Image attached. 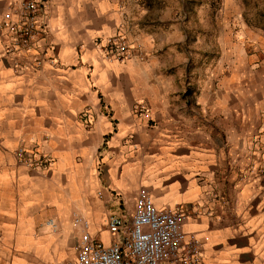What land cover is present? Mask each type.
<instances>
[{"label": "crops", "instance_id": "1", "mask_svg": "<svg viewBox=\"0 0 264 264\" xmlns=\"http://www.w3.org/2000/svg\"><path fill=\"white\" fill-rule=\"evenodd\" d=\"M13 2L0 0V19ZM48 20L54 61L35 73L13 68L0 30V264L73 258L76 213L109 243L104 222L118 200L107 191L132 201L140 187L159 207L191 208L185 229L200 239L204 264H264V139L253 124L229 126L240 105L211 86L194 93V105L220 117L222 137L196 124L192 108H176L179 92L161 77L160 52L173 42L156 35L139 36L145 60L103 59L100 46L120 29L115 0H51ZM137 101L149 105L152 121L132 115ZM21 145L48 155L47 170L22 166Z\"/></svg>", "mask_w": 264, "mask_h": 264}, {"label": "rangeland", "instance_id": "2", "mask_svg": "<svg viewBox=\"0 0 264 264\" xmlns=\"http://www.w3.org/2000/svg\"><path fill=\"white\" fill-rule=\"evenodd\" d=\"M115 1L121 18L117 34L125 38L129 47L124 62L133 57L145 60L146 53L139 44L142 32L156 35L160 43L173 42L160 55L162 80L179 92L175 107L187 111L192 108L196 124L208 126L211 136L222 137L224 125L220 117H209L194 105V93L199 94V88L214 87L215 93L222 95L219 98L240 105L230 111L240 116H229V126L253 124L259 139H264V0ZM103 110L100 113L108 116L106 105ZM84 113L82 120L89 128L93 119L88 118L87 111ZM150 114L147 103H134L133 116L152 121ZM260 144V151L264 150V142ZM98 172L101 182L108 179L106 169ZM107 192L118 200L117 211L132 210L136 194L131 201L123 192ZM188 210L191 214V208Z\"/></svg>", "mask_w": 264, "mask_h": 264}, {"label": "built area", "instance_id": "3", "mask_svg": "<svg viewBox=\"0 0 264 264\" xmlns=\"http://www.w3.org/2000/svg\"><path fill=\"white\" fill-rule=\"evenodd\" d=\"M50 4L51 0H14L2 13V52L13 58L15 70L35 73L44 62L54 61ZM100 48L102 58L109 61H124L129 52L120 33L107 37ZM15 155L29 169L44 171L51 163L48 155L22 145L15 149ZM190 215L186 207L157 206L148 189L140 187L130 212L107 214L104 226L110 235L109 243L95 238L89 220L76 213L73 223L79 235L75 255L50 264H204L200 239L185 229ZM46 225L56 227L53 219Z\"/></svg>", "mask_w": 264, "mask_h": 264}]
</instances>
